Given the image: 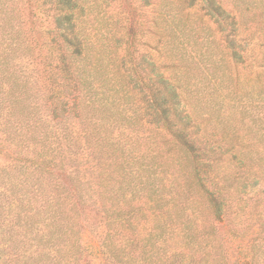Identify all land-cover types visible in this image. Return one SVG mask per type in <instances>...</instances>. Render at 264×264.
I'll list each match as a JSON object with an SVG mask.
<instances>
[{
	"label": "trees",
	"instance_id": "obj_1",
	"mask_svg": "<svg viewBox=\"0 0 264 264\" xmlns=\"http://www.w3.org/2000/svg\"><path fill=\"white\" fill-rule=\"evenodd\" d=\"M106 1L0 0V264H208L194 194L223 220L226 139L200 142L164 73L101 70Z\"/></svg>",
	"mask_w": 264,
	"mask_h": 264
},
{
	"label": "rangeland",
	"instance_id": "obj_2",
	"mask_svg": "<svg viewBox=\"0 0 264 264\" xmlns=\"http://www.w3.org/2000/svg\"><path fill=\"white\" fill-rule=\"evenodd\" d=\"M210 1L107 0L84 26L103 72L130 75L131 88L164 73L195 109L200 142L226 139L217 179L206 180L215 196L225 186L224 218L197 189L194 234H209L208 264H264V0Z\"/></svg>",
	"mask_w": 264,
	"mask_h": 264
}]
</instances>
